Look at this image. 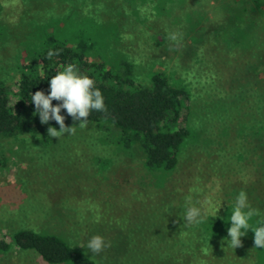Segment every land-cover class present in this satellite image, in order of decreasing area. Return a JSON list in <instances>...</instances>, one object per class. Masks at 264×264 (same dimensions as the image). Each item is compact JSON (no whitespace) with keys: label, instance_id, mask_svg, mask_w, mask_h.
Instances as JSON below:
<instances>
[{"label":"trees","instance_id":"trees-1","mask_svg":"<svg viewBox=\"0 0 264 264\" xmlns=\"http://www.w3.org/2000/svg\"><path fill=\"white\" fill-rule=\"evenodd\" d=\"M28 1L33 2L30 11L39 18L24 36L30 30L38 33L33 31L36 40L24 43L25 57L17 66L18 77L13 79L15 90L0 82V139L25 135L44 139L49 136V126L59 127L54 120L42 124L30 99L36 91L47 94L50 78L72 64L80 74L93 79L104 97L105 110L91 111L83 126L104 128L105 137L118 139L124 148L136 145L144 156V168L153 174L157 186L164 187L184 152L198 138V129L190 124L194 112L187 105L192 90L183 77L192 74L196 81H203L211 67L210 72L230 83L226 92L228 96L231 92V101L223 92L210 108L220 104V120L231 124L234 132L230 140L241 145L237 144L235 155H229L238 166L237 170L230 167L229 173L239 179L228 184L251 199L247 205L256 214L249 218L250 229L241 237V245L235 249L227 246L230 216L240 193L232 191L234 197L228 204L195 223V264L206 261L212 252L215 261L222 262L223 254L232 251L245 264H264V248H254L251 230L264 223V0H47L52 7H44L39 0L36 4ZM3 3L0 17L4 15ZM39 6L41 10H37ZM59 8L66 14L65 32L57 30ZM0 23L1 35L5 28ZM172 33L177 34L176 40L170 39ZM148 37L155 39L154 44ZM149 44L154 49L173 51L176 70L168 68L164 57L150 59L142 70L143 63H137L130 52L133 45ZM113 47L122 52L118 51L117 60L110 64L107 52ZM49 50L56 53L51 58L47 57ZM57 103L52 101L53 105ZM61 114L65 115L66 126L82 127L66 110ZM5 167L0 153V171ZM10 236L11 241H0L1 251L14 245L33 250L49 264H94L56 235L22 229Z\"/></svg>","mask_w":264,"mask_h":264},{"label":"rangeland","instance_id":"rangeland-1","mask_svg":"<svg viewBox=\"0 0 264 264\" xmlns=\"http://www.w3.org/2000/svg\"><path fill=\"white\" fill-rule=\"evenodd\" d=\"M39 1L44 7L53 6L48 4L50 1ZM2 2L4 15L0 22L5 31L0 35V82L15 90L13 79L18 77L17 66L25 57L24 43L33 42L37 36L33 33L36 29L30 30L27 37L24 32L32 29L39 16L30 11L31 1ZM32 8L35 11L36 6ZM26 11L30 13L24 17ZM63 13L59 8V32L66 31ZM148 40L154 44L155 39ZM132 49L130 56L143 63L142 70L144 63L159 57L165 58L168 68L176 70V55L169 49H154L150 44L133 45ZM118 51L122 52L113 47L107 52L110 64L117 60ZM210 70L211 67L203 81H196L192 74L183 77L192 90L187 105L194 112L190 124L198 129V138L184 152L186 155L164 187L157 186L153 174L144 168V156L136 145L124 148L118 139L108 140L105 129L96 124L75 128L74 134L65 133L59 138L25 135L0 139L6 166L0 171V241L9 242L12 233L24 229L56 235L94 264H195V223L184 219L185 210L195 206L205 214H214L234 197L232 191H240L233 190L228 181L239 179L229 170L238 169L231 156L241 145L231 141L232 125L221 122L220 104L210 108L212 101L219 102L223 92L224 98L231 101V92L230 96L226 92L230 83ZM227 126L229 129L223 133ZM226 139L229 141L225 146ZM203 149L212 154L207 155ZM95 235L104 238L106 247L94 254L87 249V241ZM215 258L213 252L208 253L201 264L246 263L244 259L239 261L235 251L223 254L222 262ZM0 264L49 263L33 250L11 245L5 252L0 250Z\"/></svg>","mask_w":264,"mask_h":264},{"label":"clouds","instance_id":"clouds-1","mask_svg":"<svg viewBox=\"0 0 264 264\" xmlns=\"http://www.w3.org/2000/svg\"><path fill=\"white\" fill-rule=\"evenodd\" d=\"M170 39L176 40L177 34L172 33ZM56 53L53 50L47 52V57L51 58ZM58 101L56 105L53 100ZM30 101L34 104L35 114L38 115L42 124H48L54 120L57 127L49 126L47 132L50 137H60L65 133L74 134L73 126L65 125V115L61 110H66V114L74 121H80L81 126L86 123L91 111H104V97L100 90L95 87L93 79L80 74L75 65L68 64L58 71L49 80V91H36L31 95ZM256 212L247 205V197L244 192H240L235 201V207L230 216V227L227 229L229 239L227 246L235 249L241 245V237L250 229L249 218ZM205 218V213L200 207L191 206L185 210L184 219L188 223H201ZM254 233V248H264V223L255 228H251ZM106 247L104 238L95 235L87 241V249L91 253H99Z\"/></svg>","mask_w":264,"mask_h":264}]
</instances>
